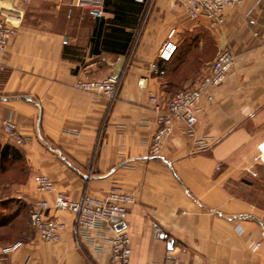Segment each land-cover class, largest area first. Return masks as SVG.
Instances as JSON below:
<instances>
[{"label": "crops", "instance_id": "crops-1", "mask_svg": "<svg viewBox=\"0 0 264 264\" xmlns=\"http://www.w3.org/2000/svg\"><path fill=\"white\" fill-rule=\"evenodd\" d=\"M139 2L104 0L96 16L71 0H31L0 54V120L11 119L25 138L16 145L0 131V146L12 145L22 156L1 168L13 167L18 177L6 188L30 207L38 198L53 199L36 191L35 174L76 200L129 192L128 261L112 260L111 232L94 230L84 241L74 214L54 210L49 214L65 222L58 241L32 230L15 249L0 247V261L264 264V0L226 9L216 28L182 12L190 29L206 31L218 50L228 47L235 58L213 100L200 104L194 134L175 121L153 156L148 149L157 123L149 92L164 104L194 85L212 60L200 53L203 37L192 34L179 39L163 65L157 51L170 28L178 33V5ZM152 62L165 73L151 70ZM108 76L120 78L110 101L73 87L77 79Z\"/></svg>", "mask_w": 264, "mask_h": 264}, {"label": "built area", "instance_id": "built-area-1", "mask_svg": "<svg viewBox=\"0 0 264 264\" xmlns=\"http://www.w3.org/2000/svg\"><path fill=\"white\" fill-rule=\"evenodd\" d=\"M31 0H0V54L6 50L8 41L14 37L22 24L26 14V6ZM79 6L91 8L96 16L103 13L104 0H72ZM185 16L192 20H205L210 28H216L223 23V14L226 9L243 4L244 0H174ZM178 46L177 31L170 28L157 51V58L165 65L174 55ZM234 53L228 47H223L215 54L207 65L204 73L190 87L177 90L164 104L154 92H149L148 101L155 114L157 128L149 141V154L157 155L164 140L171 133L174 123L182 120L187 126V132L194 134V126L198 119L200 104L203 100L212 101L213 91L225 79L227 72L234 62ZM150 68L158 75L164 74V66L156 62L150 63ZM119 76L102 78L77 79L73 87L86 91L97 98L112 100L116 94ZM142 84V81H139ZM0 131L16 145H21L25 138L18 131L16 124L9 118L0 120ZM201 142V140H197ZM33 183L37 192L53 193L49 202L46 198L36 199L30 207L29 224L37 236L49 242L58 241L65 228V222L56 215H50L51 210L69 211L75 216V227L78 238L88 241L92 239L94 230L111 232V258L114 262L126 263L130 257V235L125 228L129 204L133 197L129 192L112 189L104 196L98 197L89 194L80 200L73 199L69 193L54 192L53 181L45 174L33 175ZM120 223L124 227L117 229ZM156 230H159L156 227ZM19 241L5 246L4 252L18 247ZM0 264H9L2 260Z\"/></svg>", "mask_w": 264, "mask_h": 264}, {"label": "rangeland", "instance_id": "rangeland-1", "mask_svg": "<svg viewBox=\"0 0 264 264\" xmlns=\"http://www.w3.org/2000/svg\"><path fill=\"white\" fill-rule=\"evenodd\" d=\"M187 23L188 20H186V17H184L180 7L178 6L177 40L179 41V39L184 37L192 38L193 35L196 34L202 36L204 42L202 51H200V53L205 59L207 58V60L211 61L213 56L218 52L217 46L206 34V31L198 29L194 30L193 28L190 29L191 25H189L190 23L187 25ZM260 160L264 163L263 156ZM12 168L9 167L2 171L0 167V220L6 219L8 215H15L17 221H15V226L11 227L12 229L7 228L4 230V228H0V237L2 234L3 237H5L4 239L0 240V247L16 241V237L19 233L23 236L30 231L32 232V228L29 224L30 206L25 202L24 199L12 196V192H9L6 188V183H9L14 179L18 180V177L13 175L14 170H12Z\"/></svg>", "mask_w": 264, "mask_h": 264}, {"label": "trees", "instance_id": "trees-1", "mask_svg": "<svg viewBox=\"0 0 264 264\" xmlns=\"http://www.w3.org/2000/svg\"><path fill=\"white\" fill-rule=\"evenodd\" d=\"M143 1L144 0H142V2H139V4L142 5ZM177 51H178V46H177V49H176L174 55L176 54ZM174 55L172 56V58L174 57ZM172 58L167 62V64L172 60ZM164 73H165V69H164ZM119 83H120V78L118 79L117 87H118ZM117 87H116V90H117ZM21 158H22V156L16 147L9 145V144H4L3 146H0V167L1 168H3L5 162L20 160ZM15 221H17L15 215H8V217H6V219L0 220V228H4V230H6L7 228L12 229L11 227L15 226ZM29 233L30 232H28L26 235H23V236L19 233L16 237V241H14V242L21 241L27 235H29ZM4 238L5 237H3V234H2L0 237V240H2ZM14 242H12V243H14ZM12 243H10V244H12ZM7 245H9V244H7ZM7 245H4L3 248Z\"/></svg>", "mask_w": 264, "mask_h": 264}, {"label": "water", "instance_id": "water-1", "mask_svg": "<svg viewBox=\"0 0 264 264\" xmlns=\"http://www.w3.org/2000/svg\"><path fill=\"white\" fill-rule=\"evenodd\" d=\"M26 98L30 99L29 96H26ZM123 227H124V224H123V223H120V224H118V225L116 226L117 229H121V228H123ZM172 244H173V240H172V239H169V240H168V246H169V247H172Z\"/></svg>", "mask_w": 264, "mask_h": 264}]
</instances>
